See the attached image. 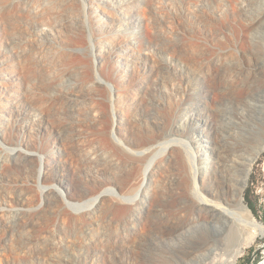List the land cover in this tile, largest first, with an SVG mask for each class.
Wrapping results in <instances>:
<instances>
[{
    "label": "rangeland",
    "instance_id": "1",
    "mask_svg": "<svg viewBox=\"0 0 264 264\" xmlns=\"http://www.w3.org/2000/svg\"><path fill=\"white\" fill-rule=\"evenodd\" d=\"M262 20L256 0H0V264H62L59 250L80 255L77 264H109L86 254L84 228L94 229L100 217L89 224L64 217L83 216L70 201L87 205L103 189L86 161L108 148L99 130L117 112L137 135L153 130L154 121L170 128L185 117L191 96L207 91L220 122L228 106L244 105L264 85V77L236 70L254 55L264 57ZM187 139L172 134L160 141ZM6 146L63 154L65 168L44 182L59 187L66 201L47 195L39 160ZM164 171L167 181L175 168ZM68 178L90 195L67 200ZM243 197L262 230L234 264H260L264 150Z\"/></svg>",
    "mask_w": 264,
    "mask_h": 264
},
{
    "label": "bare ground",
    "instance_id": "2",
    "mask_svg": "<svg viewBox=\"0 0 264 264\" xmlns=\"http://www.w3.org/2000/svg\"><path fill=\"white\" fill-rule=\"evenodd\" d=\"M256 2L264 13V0ZM262 21L259 31L264 33ZM254 56L249 64L237 66V72L264 77V57ZM252 91L244 105L228 106L220 122L214 119L208 91L192 95L185 117L170 128L154 121L153 130L137 135L122 112L115 113L99 130L108 148L86 155L88 168L97 173L94 182L103 189L87 205L70 201L76 212H86L83 216L64 213L83 224L95 214L100 217L94 229L84 228L83 235L91 241L86 254L96 253L109 264H234L260 235L257 229L262 230L243 197L253 164L264 150V85ZM93 116L98 119L95 112ZM117 133L124 134L123 139L113 135ZM172 134L188 139L162 145L160 140ZM6 147L27 161L39 160L47 195L58 203L64 199L57 193L59 187L44 182L56 169L65 168L63 154ZM105 161L108 165L100 163ZM167 165L175 171L166 181ZM67 183V200L90 195L85 186L69 178ZM63 251L56 254L62 264H77L80 255Z\"/></svg>",
    "mask_w": 264,
    "mask_h": 264
},
{
    "label": "trees",
    "instance_id": "3",
    "mask_svg": "<svg viewBox=\"0 0 264 264\" xmlns=\"http://www.w3.org/2000/svg\"><path fill=\"white\" fill-rule=\"evenodd\" d=\"M246 200L248 201V204H249L250 208L252 209V211H255L253 204L248 200L247 197H246Z\"/></svg>",
    "mask_w": 264,
    "mask_h": 264
}]
</instances>
